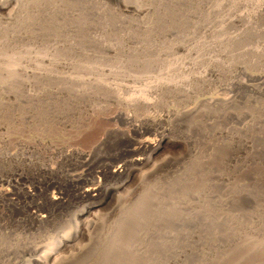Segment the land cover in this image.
Returning a JSON list of instances; mask_svg holds the SVG:
<instances>
[{
    "label": "rangeland",
    "instance_id": "1",
    "mask_svg": "<svg viewBox=\"0 0 264 264\" xmlns=\"http://www.w3.org/2000/svg\"><path fill=\"white\" fill-rule=\"evenodd\" d=\"M98 1L102 3H100L101 6L97 9L93 8L94 11L92 9L93 12H91L88 8L80 6L77 0L75 2L64 0V3L63 0H51V2L48 0L40 7L34 8L35 11L32 9L33 13L29 12L30 18L32 17L30 23H23L22 29L18 28L16 32L18 36L15 33H13L14 36L12 33L7 35L6 32L3 33L5 36H0V45H2L0 57L17 59L19 67L25 68L24 70L28 73L35 70L36 64L40 62H36L37 60L46 58V63H40L43 69L40 71L44 72L43 74L51 75L52 72L53 76L56 75V78L55 76L36 78L39 84L34 77L22 74L26 71L21 69L19 76L21 74L22 76L17 82L0 83V264H36V246L44 245L43 250L47 249L45 246L49 245L51 240L57 241L75 231L79 222L88 225L90 222L92 228L90 225L87 226L89 232H92L90 236L88 232V236L78 238V241L76 240L66 249L67 252H64L66 258L73 259L67 264L71 262L72 264L74 262H79L78 264H264V66L252 65L255 64L256 59L261 60L262 56L264 59V55L258 58L252 55H245L246 58L237 55L245 49L264 47V9L261 6L257 7L260 3L256 0L254 2L253 0H123L127 1L126 3L134 1L135 4L142 6L143 13L137 14L135 10L133 12L123 8L122 1ZM237 1L241 3L244 1L245 4L242 3L241 6V3H238L232 5L233 8L227 6L228 2ZM218 3H221L222 7ZM215 4L221 9L219 8L212 16L209 12L214 11L212 9ZM228 8L230 12L232 11L231 15L243 12L245 15L258 16L257 30H247L244 35H250L241 37V39L245 37L240 41H243L242 44L231 46L230 54H227L228 43H225L223 39L228 38L227 35L230 33V35L244 33L246 23L244 25L238 23L230 29L228 26H225L226 29L219 28L221 21L223 26L228 25ZM42 10H46V13ZM40 12L44 13L41 15ZM201 13L208 18L202 20ZM6 15L0 13V20H6L8 18ZM144 15H147L146 18ZM47 16L51 21L47 20ZM66 17L69 18L66 19ZM74 17L76 19H73ZM4 20L0 22L6 25ZM196 20L199 21L197 26ZM212 29L220 30L221 35H215V39V36L207 32ZM221 29L226 32L223 34ZM199 30L203 31L199 33ZM41 32L42 34H39ZM193 35L196 37L193 38ZM6 36L10 38L12 36V38L6 40ZM195 39H200L201 43L194 45L198 41ZM203 43L207 46L204 47L207 54L202 50L204 53L202 54L206 57L207 55L212 57L213 54L212 58H221L224 62L231 63L233 61L231 58L237 56V60L238 58L240 60L235 59L234 64L237 62V65L244 67L247 73L261 77L260 80L247 82L250 85L253 84L252 86L257 90H234L237 101L234 105L228 106V115L226 114L225 118L219 116V107L212 109L210 113L212 118H207L210 117L207 115L184 116L179 121L172 118L176 111L184 112L186 108L191 110L190 107L194 109L197 107L195 104L199 105V102L204 99L234 95L228 86L229 83L234 79L238 80L240 76V80H246L241 69L234 65L230 69L231 72L228 70V73L220 78L222 82L216 79L204 87L203 84L196 83L193 86L194 94L188 97L183 96L184 99L182 96L170 93L164 97L163 101L166 100L163 102L164 105L147 112L132 111L134 109L128 108L127 110L131 114L135 113L136 116L138 112L139 116L144 114L150 117L156 116L152 117L158 122L152 133L156 134L157 140L164 141L161 153L145 164L134 162L137 158L134 155L136 147L133 141L131 143L129 139L120 135L121 132L109 137L106 144L100 145L95 150L92 149L103 130L117 127L119 131L126 132L131 127L129 124L115 122V120L105 122L103 119L112 113L115 105L106 99L108 94L103 95L105 92L97 88L95 90L94 87H90L91 93L88 92L87 98L79 96L77 90L86 87L80 79L95 81L97 78L96 81L101 79L107 80L106 83L112 82L119 86L117 87L119 90L122 88L120 95L124 98L139 95L145 85L152 84L162 76L163 78L168 74L172 76L174 72H177L179 76L172 78L179 81L191 73L190 68L192 74H199V71L203 73L205 70L207 72V67L204 65L199 67L200 69L197 68L198 70L188 66L190 60L196 57V52H199L201 44L203 47ZM114 47L117 48L114 49L116 54L113 51ZM236 47L239 51H235ZM224 53L228 55L229 60L223 57ZM198 54L200 53H197V56ZM119 61L122 62L120 69L116 66L119 65ZM169 62L174 63L175 68L172 67L173 69L171 68L172 70L168 72L166 65ZM69 64L73 65L72 69ZM261 64H264V60ZM128 65L132 67L128 68ZM49 66L52 67L51 72H48L51 68ZM104 70L107 73H104ZM126 70L133 75V80L126 78L125 81L124 75L117 76L118 71L128 73ZM259 70L261 72H254ZM76 71L77 74H75ZM78 73L81 74L78 76ZM134 74L138 75L137 79ZM62 75L65 80H68L65 81ZM69 77H75L73 79L81 81L78 82L79 87L77 82L70 84L72 81H69ZM56 80L59 81L57 84H55ZM63 82L77 90L69 89ZM36 84H39V87L35 86ZM81 84H83L82 87ZM62 85L67 86V89L61 87ZM10 88H15L17 91ZM19 88L25 90L21 91ZM56 90L60 91L59 94L55 92ZM13 92L21 96L20 99ZM37 92L40 95L38 98ZM95 93L98 98L100 97L99 99L94 97ZM4 94L9 95V98ZM89 94H92L93 98ZM30 95L32 100L29 98ZM145 96L151 99L159 97L154 92H148ZM16 98L18 101L15 100ZM95 98L97 100L94 101ZM82 107L84 110L81 109ZM214 112L217 113L218 119L212 116V114L215 116ZM130 136L135 138L131 133ZM78 149L82 151L80 155H66ZM145 156L147 157L148 154L143 155ZM124 163L123 173L119 176L109 173L106 176L99 175L104 169L110 171L113 166H122ZM220 177L227 179L222 178V180ZM99 178L102 187L100 191L95 192L92 197L82 199L78 197V193L83 192L87 185L95 184ZM219 182L222 183L221 186ZM28 191H31L32 195H29ZM58 191L62 193L60 196ZM217 194L220 196L217 197ZM49 195L64 197L63 204L59 206V204L51 203L48 199ZM192 200L197 202L193 201L194 204ZM182 203L185 205L180 206ZM188 206L192 208H187ZM167 212L174 214L167 215ZM31 213L44 215L45 219L33 220ZM82 250L87 252H84L87 255L82 253Z\"/></svg>",
    "mask_w": 264,
    "mask_h": 264
},
{
    "label": "bare ground",
    "instance_id": "2",
    "mask_svg": "<svg viewBox=\"0 0 264 264\" xmlns=\"http://www.w3.org/2000/svg\"><path fill=\"white\" fill-rule=\"evenodd\" d=\"M48 0H0V13H5V14H7L8 15V18L6 19V20H4V19H1V20H4L5 21V23H6V25L4 24L3 25V22L1 23L0 22V36L1 35H4L3 33L4 32H6V34L8 33H12V35H13V33H15V35H17L18 36V34H16V32H18V28L20 29L21 28V26L23 25V23H30V19L32 18H30V13L29 12H31V13H33L36 9H34V8H37V7H40V5H42L43 3L45 4L46 2H47ZM56 1V0H55ZM60 1V0H59ZM62 1V0H61ZM70 1V0H69ZM78 2H79V5L80 6H83V7H85V8H88L89 10H91V12H93L94 11V9H97V7H100L101 5H100V3L101 2H99L98 0H77ZM119 1H122L121 3L123 4V8H125V9H128V10H133V12H134V10L135 11H137V14L139 13V14H141V13H143V7L141 8L140 7V5H137V4H135V2L133 1L132 3H126L127 1H129V0H127L126 2H124L123 0H119ZM218 1V0H217ZM239 1V0H238ZM230 2V3H232V4H230L229 2H228V7L229 8H233V6L232 5H236V4H238V3H241V2ZM50 2H51V0H50ZM74 2H75V0H74ZM74 2L72 3V4H74ZM200 2V1H199ZM210 2H212V1H210ZM253 2H254V0H253ZM256 2H259L260 4H258V6L257 7H262V9H264V0H256ZM57 3H58V1H57ZM63 3H64V0H63ZM62 3V4H63ZM165 3V2H164ZM163 3V4H164ZM242 3H244V1L242 2ZM242 3H241V6H242ZM252 3V2H251ZM53 4V3H52ZM54 4H56V2L54 3ZM59 4V3H58ZM76 4V3H75ZM102 4V3H101ZM134 4V5H133ZM199 4V3H198ZM217 4V3H216ZM214 5V9H212V11L213 12H209L211 15L212 14H214L215 15V13H217V11H218V9L220 8V6H221V3L219 4V5ZM223 4V3H222ZM245 4V3H244ZM47 5V4H46ZM49 5V4H48ZM70 5H71V2H70ZM77 5H78V3H77ZM143 5V4H142ZM161 5V4H160ZM165 5V4H164ZM201 5V4H200ZM206 5V4H205ZM245 6H247V5H245ZM42 7V6H41ZM52 7V6H51ZM59 7H62V6H59ZM151 7V6H150ZM197 7V6H196ZM203 7V6H202ZM210 7V6H209ZM222 7V6H221ZM31 8V9H30ZM57 8H58V5H57ZM63 8H65V7H63ZM94 8V9H93ZM102 8V7H101ZM146 8V7H145ZM166 8V7H165ZM170 8V7H169ZM229 8H228V25H222V23H223V21H221V25L219 26V28L221 27L222 29H223V27L225 28V26L227 27L228 26V29H230V28H233V26L234 25H236V24H238V23H242L243 25L245 24V27H244V33H239V34H236V35H234L233 33H232V35H230V34H228L227 36H228V38H226V39H223V36H221V38L225 41V43H228V49H227V54H230L229 53V51L232 49H229L231 46L233 47V45L235 44H242V42H240L241 40H243L245 37H247L248 35H250V34H248L247 36H245L244 34H246V32H247V30H253L254 31V29H256L257 30V25H256V23L258 22H256V20H258V16L257 15H245V13H239V14H234L233 13V15H231L230 13L232 12H230L229 11ZM34 11H33V10ZM92 9H93V11H92ZM209 9V8H208ZM217 9V10H216ZM221 9V8H220ZM238 9V8H237ZM237 9H236V11H237ZM258 9V8H257ZM256 9V10H257ZM261 9V8H260ZM63 10V9H62ZM202 10H203V8H202ZM259 10V9H258ZM258 10H257V12H258ZM42 11H44V10H42ZM46 11V10H45ZM44 11V12H45ZM88 11V10H87ZM86 11V12H87ZM96 11V10H95ZM127 11V10H126ZM173 11V10H172ZM204 11V10H203ZM263 11V10H262ZM43 12V13H44ZM53 12V11H52ZM61 12V11H60ZM66 12V11H65ZM105 12V11H104ZM153 12V11H152ZM163 12H165V11H163ZM194 12V11H193ZM238 12V11H237ZM236 12V13H237ZM249 12V11H248ZM42 12H40V14H41ZM42 13V14H43ZM46 13V12H45ZM151 13V12H150ZM158 13V12H157ZM173 13V12H172ZM198 13V11L196 10V14ZM204 13H206L205 11H204ZM208 13V12H207ZM262 13V12H261ZM36 14H38V13H36ZM40 14H39V16H40ZM41 14V15H42ZM62 14H64L65 15V13H62ZM105 14V13H104ZM136 14V13H135ZM144 14H146V13H144ZM162 14V13H161ZM6 15V16H7ZM45 15V14H44ZM68 15V14H67ZM79 15V14H78ZM97 15V14H96ZM149 15V14H148ZM152 15V14H151ZM151 15H149V16H151ZM190 15V14H189ZM258 15H260V14H258ZM35 16V15H34ZM38 16V17H39ZM66 16V15H65ZM102 16V15H101ZM145 16V15H144ZM147 16V15H146ZM146 16H145V18H146ZM159 16V15H158ZM164 16H165V14H164ZM194 16H195V13H194ZM197 16V15H196ZM200 16V15H199ZM213 16V15H212ZM212 16H211V18H212ZM217 16V15H216ZM257 16V17H256ZM44 17V16H43ZM54 17H56V16H54ZM98 17H99V15H98ZM162 17H163V15H162ZM201 19L202 20H204V19H206V18H208L207 17V15L206 16H203V13H201ZM260 17V16H259ZM33 18H35V17H33ZM47 18V20H49V21H51L50 19H48V16L46 17ZM69 17H66V19H68ZM71 18V17H70ZM81 19H82V17H80ZM79 18V19H80ZM148 18V17H147ZM159 18V17H158ZM189 18H190V16H189ZM192 18V17H191ZM217 18V17H216ZM64 19V18H63ZM73 19H76L75 17L73 18ZM219 19H221V17H219ZM0 20V21H1ZM35 20H37V19H35ZM43 20V19H42ZM45 20V19H44ZM43 20V21H44ZM106 20V19H105ZM104 20V21H105ZM156 20H157V18H156ZM198 20H200V18L198 19ZM215 20V19H214ZM7 21V22H6ZM31 21H33V20H31ZM38 21V20H37ZM36 21V22H37ZM40 21V20H39ZM53 21H55V20H53ZM57 21V20H56ZM82 21V20H81ZM208 21V20H207ZM217 21V20H216ZM215 21V22H216ZM219 21V20H218ZM33 22H35V21H33ZM44 22H46V21H44ZM83 22V21H82ZM87 22V21H86ZM193 23H194V21H192ZM191 22V23H192ZM199 22V21H198ZM198 22H197V20H196V26H197V24H198ZM209 22V21H208ZM208 22H206L208 25L210 24V23H208ZM214 22V21H213ZM225 22V21H224ZM38 23V22H37ZM60 22H58V24H59ZM101 23V22H100ZM156 23V22H155ZM32 24V23H31ZM49 23H47V25H48ZM64 24H66V23H64ZM85 24V23H84ZM99 24V23H98ZM102 24V23H101ZM215 24V23H214ZM218 24V23H217ZM217 24H215V25H217ZM226 24V23H225ZM36 25V24H35ZM39 25V24H38ZM50 25V24H49ZM48 25V26H49ZM52 25H54V24H52ZM60 25V24H59ZM103 25V24H102ZM157 25V24H156ZM199 25V24H198ZM210 25H212V24H210ZM30 26V25H29ZM42 26V25H41ZM41 26H39L40 28H41ZM47 26V27H48ZM51 26V25H50ZM83 26V25H82ZM207 26V25H206ZM242 26V25H241ZM23 27V26H22ZM26 27H27V25H26ZM26 27H25V29H26ZM36 27H38V26H36ZM38 27V28H39ZM71 27V26H70ZM69 27V28H70ZM85 27V26H84ZM201 27V26H200ZM209 27V26H208ZM34 28V27H33ZM43 29H44V27H42ZM52 28H54V27H52ZM68 28V29H69ZM72 28V27H71ZM78 28V27H77ZM207 28V27H206ZM205 28V29H206ZM241 28V27H240ZM22 29V28H21ZM24 29V28H23ZM29 29H30V27H29ZM28 29V30H29ZM42 29V30H43ZM192 29H194V28H192ZM201 29V28H200ZM222 29H221V31H222ZM226 29V28H225ZM31 30H32V26H31ZM36 30V29H35ZM204 30V29H203ZM203 30H199V33H201V31H203ZM30 31V30H29ZM28 31V32H29ZM33 31V30H32ZM36 31H39V30H36ZM36 31H34V33L36 32ZM70 31V30H69ZM197 31V30H196ZM206 31V30H205ZM241 31H242V29H241ZM46 32H47V30H46ZM66 32V31H65ZM64 32V33H65ZM111 32V31H110ZM207 32H210L211 33V35L212 36H220L221 35V33H220V30H215V29H212V30H207ZM223 32H226L225 30L224 31H222V33ZM239 32V31H238ZM237 32V33H238ZM24 33H25V31H24ZM183 33V32H182ZM205 33V32H204ZM249 33V32H248ZM259 32H257V34H258ZM7 34V35H8ZM23 34V33H22ZM29 34V33H28ZM27 34V35H28ZM30 34H32L31 32H30ZM39 34H42V32L41 33H39ZM39 34H36L37 36L39 35ZM53 34V33H52ZM55 34V33H54ZM60 34V33H59ZM190 34V33H189ZM224 34V33H223ZM260 34V33H259ZM188 35V34H187ZM191 35V34H190ZM208 35V34H207ZM211 35H210V37H211ZM245 36L243 39H241V37L242 36ZM5 36V35H4ZM14 36V35H13ZM17 36H15V37H17ZM21 35H19V37H20ZM23 36V35H22ZM35 36V35H34ZM43 36V35H42ZM62 36V35H61ZM189 36V35H188ZM199 36V35H198ZM216 36H215V39H216ZM258 36V35H257ZM7 37V39L6 40H8V38H10L9 36H6ZM27 37H29V36H27ZM41 37V35L39 36V38ZM52 37V36H51ZM190 37V36H189ZM194 37H196V35L194 36L193 35V38ZM253 37V36H252ZM261 37V36H260ZM11 38H12V36H11ZM10 38V39H11ZM23 38H25V37H23ZM30 38H31V35H30ZM29 38V39H30ZM35 38V37H34ZM73 38V37H72ZM182 38V37H181ZM181 38H180V41H181ZM220 38V37H219ZM13 39H14V37H13ZM12 39V40H13ZM98 39V38H97ZM174 39V38H173ZM176 39V38H175ZM178 39V38H177ZM186 39V38H185ZM211 39H212V37H211ZM214 39V40H215ZM255 39V38H254ZM14 40H16V39H14ZM188 40V39H187ZM190 40V39H189ZM195 40H198V39H195ZM200 40V39H199ZM199 40L197 41V42H195L194 43V45L196 44V43H198L199 42ZM223 40H221V41H223ZM251 40V39H250ZM178 41V40H177ZM179 41V42H180ZM219 41H220V39H219ZM223 41V42H224ZM253 41V40H252ZM1 42V41H0ZM191 42V41H190ZM193 42V41H192ZM218 42V41H217ZM248 43H249V41H247ZM251 42V41H250ZM175 43V42H174ZM199 43H201V42H199ZM205 43V42H204ZM203 43V44H204ZM188 44V43H187ZM206 44V43H205ZM204 44V45H205ZM216 44H219V43H216ZM121 45V44H120ZM136 45V44H135ZM170 45H172V44H170ZM186 45V44H185ZM188 45H191L190 43L188 44ZM187 45V46H188ZM193 45V44H192ZM203 45V47H202V44H201V47H200V49L198 50L199 52H196V57H194V58H192L191 60H190V62H189V64H188V62H187V64H188V66L190 67H193V69L195 68L196 70H198L197 68H199V67H201V66H205V67H207V72H206V70H205V72L203 71V73H201L200 71L198 72L199 74H197V73H193L192 74V71L189 69V72H191L190 74H188V75H186V78H183V80H179L178 81V79H176V80H174L172 77H175V76H179V74L177 73V72H174L175 74H178V75H175V74H173V72H172V74L174 75H172V76H170V74H168V76H165L164 78H163V76L160 78V79H157V81H154L152 84H147V85H145V87L143 88V90H142V92L140 91V93L141 94H139V95H131V96H127V97H125L124 98V96L122 97L121 95H120V90H122V88L119 90V88H117V87H119L118 85H116V84H113L112 82H110V83H106V81L107 80H97L96 81V79H95V81L94 80H88V81H83V79L84 78H82V79H80L82 82H83V84H85L86 85V87L84 86V87H82V85L83 84H81V87L82 88H79V90H77V88H73V87H69L66 83H64L65 85H67L68 87H69V89H71V90H77V94L79 95V96H88V92L89 93H91V91H90V87H94V89L96 90V88L97 89H99V90H101V91H103V95H105V94H108V97L106 98V99H108V101H110V103H113L114 105H115V108L113 109V111H112V113L111 114H109V115H105L106 117H105V119H103L105 122H111V121H114L115 120V122L117 121V122H119V123H125V124H129L130 125V127H131V129L129 130V131H126V132H122V131H119V129H117V127L116 128H111V129H105V130H103V132H101L100 133V135H99V137L97 138V140H96V142L94 143V145H93V147H92V149L93 150H95V149H97L98 147H100V145H102V144H106V142L108 141L107 139H109V137H111V136H113V135H116L117 133H122V134H120V135H122V136H124V137H126L127 139H129L130 141H131V143H132V141H133V145H135V149H134V155L135 156H137V158H135L134 159V162H136V164L138 163V164H145V163H147V162H149L150 160H151V158H154L155 156H157V155H159L160 153H161V150H162V145H163V143H164V141H160V140H157V138H156V134H154V133H152L153 131V128L157 125V120H155L154 118L156 117H154V116H152V117H154V118H152V117H150L149 115H146V114H144V115H140L139 116V112H138V116H136V115H134V114H131L127 109L129 108H132V109H134V110H132V111H135V110H140V111H145V112H147V111H149V110H151V109H155V107H159V106H161V105H164L163 104V102H166V100H164L163 101V99H164V97H166L168 94H172V93H174L176 96H190V95H192V94H194V85L197 83V85L198 84H203V87H204V85H208V83L210 82V83H212V81L213 80H219L222 76H224V74H226V73H228V70H229V72H231L230 71V69L232 68V67H234V65H236V67L237 68H240L241 69V73L244 75V77H246L245 79L246 80H240V77H239V79L238 80H233V81H231L230 83H229V88H230V90L234 93V95H231V96H225V97H221V96H219V97H212V98H209V99H204V100H202V101H198L200 104L199 105H196L195 104V106H197L196 108H194V109H192L191 107H190V109L191 110H189V109H185V110H183L184 112H175V113H173V116H172V118H174V120H176V121H179L180 120V118L182 117H184V116H194V115H197V116H199V115H207V116H210V117H207V118H212L211 117V112H212V109L213 108H217V107H219V116L220 117H224L225 118V116L227 117V115H228V106H230V105H234L235 103H236V101H237V94L235 93V91L234 90H239V89H249V90H251V91H256L257 90V88H255L254 86H252L253 84H252V82L254 81V80H257V79H261V77L259 78L258 76H255V75H253V74H249V73H247L246 72V70H245V68L244 67H241V66H238L237 64V62H236V64H234L233 63V61H235V59L237 60V56H233V58H231L233 61L231 62V63H226V62H224L221 58H212L214 55L212 54V57H208V55H207V57H206V55H203L204 53L203 52H205V49H204V47H207L206 45L204 46ZM227 45V44H226ZM235 45H234V47H235ZM0 46H2V45H0ZM69 46V45H68ZM141 46V45H140ZM180 46H182V44L180 45ZM210 46V45H209ZM212 46H213V44H212ZM241 46V45H240ZM127 47V46H126ZM191 48H192V46H190ZM193 47H195V46H193ZM238 47V46H237ZM237 47L235 48V51H239V49L238 50H236L237 49ZM254 47V46H253ZM110 48V47H109ZM145 48V47H144ZM173 48V47H172ZM179 48H182V47H179ZM184 48H186V47H184ZM187 48H189V46L187 47ZM197 48V47H196ZM203 48V49H202ZM217 48H219V47H217ZM221 48V47H220ZM239 48V47H238ZM111 49V48H110ZM109 49V50H110ZM114 49H117V48H113V51H114ZM125 49V48H124ZM130 49V48H129ZM207 49V48H206ZM223 49H226V48H224L223 47ZM1 50V49H0ZM112 50V49H111ZM202 50H204L203 52H202ZM234 50V49H233ZM61 51V50H60ZM59 51V52H60ZM116 51V50H115ZM115 51H114V53H115ZM164 51V50H163ZM189 51V50H188ZM214 51V50H213ZM221 51H223L222 50V48H221ZM62 52V51H61ZM129 52V51H128ZM183 52V51H182ZM186 52V51H185ZM184 52V53H185ZM192 52V51H191ZM195 52H194V54H195ZM210 52V51H209ZM217 51H215V53H216ZM224 52V51H223ZM63 53V52H62ZM135 53V52H134ZM181 53V52H180ZM197 53H200V54H198V56H197ZM203 53V54H202ZM206 53V52H205ZM212 53H214V52H212ZM221 53V52H220ZM116 54V53H115ZM132 54V53H131ZM167 54V53H166ZM188 54H190L189 52H188ZM187 54V55H188ZM192 54V53H191ZM190 54V55H191ZM207 54V53H206ZM225 54V53H224ZM227 54H225V55H223V57L224 58H226V59H228L229 60V58H228V55ZM234 54V53H233ZM128 55V54H127ZM147 55V54H146ZM185 55V54H184ZM235 55V54H234ZM237 55H238V57H242V56H244L245 58H246V56L245 55H252V57L253 56H255V58H258V57H261L262 55H264V47L263 48H261L260 46L258 47V46H256V47H254V48H249V49H245V50H243L242 52H239V53H237ZM133 57H134V54L132 55ZM205 56V57H204ZM139 57V56H138ZM243 57V58H244ZM9 58V57H8ZM147 58V57H146ZM156 58V57H155ZM248 58V57H247ZM262 59L261 60H259V59H256L257 61L255 62V64H252L253 66H255V65H258V66H264V64H261L262 63V60H264L263 59V56L261 57ZM30 59V58H29ZM37 59V58H36ZM40 59V58H39ZM45 59L46 58H41L40 60H37L36 62H38V61H40L39 63H37L36 64V68L33 66V68H35V70L33 69V71H31V72H27L26 70H24L23 68H20L19 67V61H16L17 59H15L14 58V60L12 59V57L10 58V59H6V57L5 58H3V57H0V83H7V82H17L18 81V78L19 77H21L22 76V74H25L27 77H34L35 79L36 78H38V77H41V79L43 78V76L44 77H48V76H50V78H52V77H54V78H56V75H52V72H51V70L50 69H52V67L51 66H53L52 64H51V66H49V67H51V68H49L48 69V72L50 71L51 72V75H50V73H49V75L47 74V73H45V74H43L42 73V71H40V70H43V69H41V66H40V63L42 64V63H46L45 62ZM56 58H54V60H55ZM144 59V58H143ZM165 59V58H164ZM183 59V58H182ZM230 59V60H231ZM33 60V59H32ZM32 60H30V61H32ZM129 60H131V59H129ZM173 60V59H172ZM185 60V59H184ZM240 59L238 58V60L237 61H239ZM104 61V60H103ZM142 61V60H141ZM155 61V60H154ZM159 61H161V60H159ZM158 61V62H159ZM241 61H243V59L241 60ZM253 61H255V59L253 60ZM18 62V63H17ZM34 62V61H33ZM33 62H30V63H33ZM35 62V63H36ZM108 62V61H107ZM107 62H106V64H107ZM120 62V61H119ZM127 62V61H126ZM131 62H132V60H131ZM22 63V62H21ZM29 63V64H30ZM49 63V62H48ZM53 63H56V62H54L53 61ZM112 63V62H111ZM139 63V62H138ZM148 63V62H147ZM164 63H166V62H164ZM240 63V65H242L241 64V62H239ZM50 64V63H49ZM121 64H122V62H120L119 63V65H116V66H119V69H120V67H121ZM132 63H130V65H131ZM149 64V63H148ZM153 64H155V63H153ZM174 63H168L166 66L168 67V72L169 71H171L173 68H175L174 67V65H173ZM24 65V64H23ZM28 65V64H27ZM31 65V64H30ZM143 65V64H142ZM156 65V64H155ZM176 65V64H175ZM246 65V64H245ZM244 65V66H245ZM43 66V65H42ZM69 66L71 67V69H72V66L69 64ZM111 66H113V65H111ZM123 66V65H122ZM132 66H134L133 64H132ZM131 66V67H132ZM161 66V65H160ZM165 66V65H164ZM187 66V67H188ZM32 67V66H31ZM30 67V68H31ZM46 67H47V65H46ZM74 67H76V68H78L77 66H74ZM88 67V66H87ZM97 67V66H96ZM130 66L128 65V68H129ZM130 67V68H131ZM138 67V66H137ZM173 67V68H172ZM176 67H178L177 65H176ZM186 67V68H187ZM188 67V68H189ZM204 67V68H205ZM26 68H28V67H26ZM48 68V67H47ZM54 68V67H53ZM67 68V67H66ZM80 68V67H79ZM91 68V67H90ZM122 68H124L125 69V67H122ZM172 68V69H171ZM236 68V69H237ZM248 68V67H247ZM253 68V67H252ZM259 68V67H258ZM261 68V67H260ZM259 68V69H260ZM24 70V71H26L25 73H22L21 74V76H19L20 75V73L21 72H19L20 70ZM74 69V68H73ZM92 69V68H91ZM118 69V70H119ZM143 69H144V67H143ZM151 69H152V67H151ZM171 69V70H170ZM200 69V68H199ZM236 69H234V70H236ZM79 70H81V69H79ZM78 70V71H79ZM97 70H98V67H97ZM112 70V69H111ZM115 70V69H114ZM122 70V69H121ZM179 70V69H178ZM181 70H183V69H181ZM195 70V71H196ZM202 70V69H201ZM247 70H249V68L247 69ZM250 70H251V67H250ZM254 70V69H253ZM23 71V72H24ZM29 71V70H28ZM92 72H93V70H91ZM96 71V70H95ZM99 72H100V70H98ZM105 72L104 73H107L106 72V70H104ZM113 71V70H112ZM112 71H110V73H113ZM126 71H128V70H126ZM126 71H124V72H126ZM186 71H188V70H186ZM185 71V72H186ZM74 72V71H73ZM87 72V71H86ZM115 72H116V70H115ZM120 71H118L117 72V76L118 75H124L125 76V78H124V80L126 81V78H127V80H133V75H130L129 73V71H128V73H123V71L122 72H120ZM135 72V71H134ZM144 72V71H143ZM166 73H167V70L165 71ZM253 72V71H252ZM254 72H261V70H259V71H254ZM82 73V72H81ZM80 73V74H81ZM163 73H164V70H163ZM162 73V74H163ZM182 74H183V72H181ZM262 73H263V71H262ZM53 74H54V72H53ZM57 74V73H56ZM71 74H74V73H71ZM75 74H77V71H76V73ZM79 73H78V76L80 75ZM83 74V73H82ZM88 74H89V76H90V73L88 72ZM101 74V73H100ZM99 74V75H100ZM115 74V73H114ZM113 74V75H114ZM132 74V73H131ZM138 74V73H137ZM184 74H186V73H184ZM194 74H197V75H194ZM231 74V73H230ZM229 74V75H230ZM25 75H23V76H25ZM58 76H59V74H57ZM85 75V74H84ZM87 75V74H86ZM97 75H98V73H97ZM104 75V74H103ZM107 75V74H106ZM161 75V73L158 75V77ZM228 75V74H227ZM228 75V76H229ZM242 75V76H243ZM264 75V74H263ZM67 76H69V74L67 75ZM66 76V77H67ZM102 76V75H101ZM105 76V75H104ZM110 76H111V74H110ZM117 76H115L114 75V77H117ZM136 75L134 74V77H135ZM138 76V75H137ZM137 76L135 77L136 79H137ZM231 76V75H230ZM261 76V75H260ZM62 77H63V75H62ZM76 77V76H75ZM75 77H69L70 79H69V81L71 82L70 84H73V83H78V82H81V81H79V80H77V79H73V78H75ZM81 77V76H80ZM86 77V76H85ZM92 77V76H91ZM96 77H98V76H96ZM140 77V76H139ZM142 77V76H141ZM145 77V76H144ZM181 77V76H180ZM225 77H226V75H225ZM224 77V80L226 79ZM59 78V77H58ZM57 78V80H59L60 81V79H58ZM64 78V80H65V77H63ZM99 78V77H98ZM102 78H103V76H102ZM112 78V77H111ZM123 78V77H122ZM150 78V77H149ZM223 78V77H222ZM21 80L22 79H24V78H20ZM49 78H47V80H48ZM20 80V81H21ZM46 80V79H45ZM47 80L45 81L46 82V85L48 86V84H47ZM51 80V79H50ZM55 80V79H54ZM56 80V81H57ZM66 80H68V79H66ZM65 80V81H66ZM87 80V79H86ZM138 80H139V78H138ZM155 80V79H154ZM221 80V79H220ZM223 80V81H224ZM36 81H38L37 79H36ZM52 81H53V79H52ZM59 81H57V82H55V84H57ZM63 81V80H62ZM62 81H61V83H62ZM143 81V80H142ZM153 81V80H152ZM227 81V80H226ZM249 81H252L251 82V84L252 85H250V84H248L247 82H249ZM11 82V83H12ZM39 82V81H38ZM44 82V81H43ZM48 82H50V81H48ZM121 82H123V81H121ZM140 83H141V81H139ZM146 82H147V80H146ZM216 82V81H215ZM218 82V81H217ZM220 82H222V80L220 81ZM257 82V81H256ZM67 83H68V81H67ZM137 83V82H136ZM144 83V82H143ZM149 83V82H148ZM226 83V82H225ZM8 84V83H7ZM10 84V83H9ZM13 84V83H12ZM39 84H40V82H39ZM39 84H36L35 86H38L39 87ZM43 84V83H42ZM52 84V83H51ZM53 84H54V82H53ZM54 84V85H55ZM69 84V83H68ZM120 84V83H119ZM228 84V83H227ZM261 84V83H260ZM4 85V84H3ZM11 85V84H10ZM27 85V84H26ZM26 85H23V86H25V88H27L26 87ZM44 85V84H43ZM61 85V84H60ZM59 85V86H60ZM65 85H62L61 87H64ZM259 85V84H258ZM22 86V87H23ZM29 86V85H28ZM66 86V87H67ZM72 86V85H71ZM73 86H75V85H73ZM222 86V85H221ZM21 87V86H20ZM21 87V88H22ZM54 87V86H53ZM58 87V86H57ZM66 87H64V88H66ZM78 87H79V83H78ZM142 87V86H141ZM140 87V88H141ZM202 87V86H201ZM207 87V86H206ZM225 87V86H224ZM223 87V88H224ZM256 87H258V86H256ZM16 88V87H15ZM15 88H10L11 90L12 89H15ZM41 88V87H40ZM58 88H60V87H58ZM57 88V89H58ZM64 88H62V89H64ZM227 88V87H226ZM262 88V87H261ZM3 89V88H2ZM1 89V90H2ZM20 89V88H19ZM32 89V88H31ZM46 89V88H45ZM54 89V88H53ZM55 89H56V87H55ZM67 89V88H66ZM65 89V90H66ZM68 89V90H69ZM16 90V89H15ZM21 90V89H20ZM23 90H25V89H23ZM23 90H21V91H23ZM40 90V89H39ZM65 90H64V92H65ZM91 90H93V89H91ZM200 90H201V88H200ZM226 90V89H225ZM262 90V89H261ZM17 91V90H16ZM28 91H29V88H28ZM28 91L26 90V93H28ZM38 91V90H37ZM130 91V90H129ZM132 91H134V89L132 90ZM135 91H136V89H135ZM18 92H20V91H18ZM30 92V91H29ZM55 92H57V90L55 91ZM60 92V91H59ZM59 92H57V94H59ZM62 92V91H61ZM63 92V93H64ZM67 92V91H66ZM70 92H72V91H70ZM93 93L95 92V91H92ZM148 92H154L155 94H157L159 97L158 98H155V99H151V97L150 98H148L147 96H145ZM12 93V92H11ZM25 93V94H26ZM69 93V92H68ZM67 93V94H68ZM74 93V92H73ZM97 93H98V90H97ZM133 93V92H132ZM139 93V92H138ZM259 93H260V91H259ZM8 94H10V93H8ZM13 94H15L14 92H13ZM23 94V93H22ZM31 95H32V93H30ZM34 94V93H33ZM39 93L37 92V94L36 95H38ZM72 94V93H71ZM76 94V93H75ZM96 94V93H95ZM94 94V97L96 96L97 97V94L95 95ZM264 94V93H263ZM4 95H6L7 96V94H4ZM16 95V97L18 96L17 94H15ZM20 95V94H19ZM27 95H29V93L27 94ZM31 95H30V99H31ZM62 95V94H61ZM64 95H66V94H64ZM73 95V94H72ZM89 95H91L90 97H92L93 98V95L92 94H89ZM149 95V94H148ZM9 96V95H8ZM7 96V97H8ZM12 96V95H11ZM26 96V95H25ZM33 96V95H32ZM35 96V95H34ZM87 96H86V98H87ZM100 96L101 97H103L102 95H101V93H100ZM19 97V96H18ZM21 97V96H20ZM20 97H19V99H20ZM36 97V96H35ZM38 97H40V95H38L37 96V98ZM155 97H156V95H155ZM170 97H171V99H172V96L170 95ZM5 98V97H4ZM9 98V97H8ZM11 98V97H10ZM28 98V97H27ZM81 98V97H80ZM98 98V97H97ZM100 98V97H99ZM98 98V99H99ZM174 98V97H173ZM6 99V98H5ZM18 98H16L15 100H17ZM34 99V98H33ZM105 99V100H106ZM180 99V98H179ZM178 99V100H179ZM183 99H184V97H183ZM8 100V99H7ZM32 100V99H31ZM81 100H82V98H81ZM95 100H97L96 98L94 99V101ZM101 100V99H100ZM12 101V100H11ZM18 101V100H17ZM93 100H91V102H92ZM174 101V100H173ZM5 102V101H4ZM3 102V103H4ZM89 102V101H88ZM104 102V101H103ZM178 102V101H177ZM197 101H195V103H196ZM1 103V102H0ZM90 103V102H89ZM176 102H174V104H175ZM106 104V103H105ZM104 104V105H105ZM108 104H109V102H108ZM173 104V103H172ZM180 104V103H179ZM198 104V103H197ZM103 105V104H102ZM91 106V105H90ZM95 106V105H94ZM108 106V105H107ZM106 106V107H107ZM178 106V105H177ZM109 107H110V104H109ZM166 107H168V106H166ZM220 107H222V108H220ZM89 108V107H88ZM101 108V107H100ZM179 108V107H178ZM80 109V108H79ZM81 109H83V107L81 108ZM176 109V108H175ZM174 109V110H175ZM84 110V109H83ZM87 110V108L85 109V111ZM90 109H88V111H89ZM105 110H107L106 108H105ZM131 110V109H130ZM169 110V109H168ZM100 111V110H99ZM98 111V112H99ZM93 112V111H92ZM109 112V111H108ZM86 113V112H85ZM94 113H95V110H94ZM151 113V112H150ZM214 113H216V112H214ZM148 114V113H147ZM152 114V113H151ZM168 114V113H167ZM210 114V115H209ZM227 114V115H226ZM170 115H168V117H169ZM203 116V117H204ZM212 116L213 117H217V113L215 114V116L212 114ZM159 117V116H158ZM195 117V116H194ZM171 118V119H172ZM197 118V117H196ZM219 117H217V119H218ZM89 119H90V117H89ZM160 119H162V117L160 118ZM167 119V118H166ZM190 119V118H189ZM214 119V118H213ZM158 121H159V119H158ZM162 122V121H161ZM160 123V122H159ZM169 123H170V121H169ZM108 124V123H107ZM117 126V125H116ZM127 126V125H126ZM159 126V125H158ZM74 127V126H73ZM128 128V127H127ZM120 130H122V129H120ZM76 131V130H75ZM99 132V131H98ZM221 132V131H220ZM92 133V132H91ZM130 133H131V135H133V136H135V138L134 137H131L130 136ZM92 136V135H91ZM83 141V140H82ZM22 143V142H21ZM29 145V144H28ZM77 149V148H76ZM91 149V150H92ZM129 149V148H128ZM2 151V150H1ZM65 151V150H64ZM68 152H70V151H68ZM45 153V152H44ZM67 153V152H66ZM82 153V151H79V149L78 150H74V151H72V152H70V154L68 153V154H66V155H68V156H71V155H74V154H76V155H80ZM83 153H85V152H83ZM132 153V152H131ZM89 154V153H88ZM145 154H148V156L145 158V157H143V155H145ZM87 155V154H86ZM7 156V155H6ZM88 156V155H87ZM14 157V156H13ZM8 158V157H7ZM33 165V164H32ZM125 167V163L121 166H118V167H116V166H113V168L112 169H110V171H106L105 169L104 170H102V174L101 173H99V175H105L106 176V174L107 173H109V174H111V175H113V176H119V175H121L122 173H123V168ZM107 170H109L108 168H107ZM52 171V170H51ZM54 173V172H53ZM105 176H104V178H105ZM108 176V175H107ZM218 177L220 176V174L219 175H217ZM221 176H222V174H221ZM101 177V176H100ZM224 177V176H223ZM222 177V178H223ZM221 178V177H220ZM221 178V179H222ZM226 178V177H225ZM225 178H223V179H225ZM93 179V178H92ZM222 179V180H223ZM227 179V178H226ZM96 180V179H95ZM226 181V180H225ZM96 183L94 184H89V186L87 185V187L83 190V192H80V193H78V197L79 198H85V197H92V196H94V193L95 192H98V191H100L101 190V180H100V178H99V181H95ZM220 182H222V181H220ZM219 182V185L221 186L222 185V183H220ZM103 185V184H102ZM218 185V184H217ZM228 186V185H227ZM226 186V187H227ZM51 187V186H50ZM54 188V187H53ZM52 189V188H51ZM118 190V189H117ZM206 190V189H205ZM226 192V191H225ZM29 195H32V193H31V191H28L27 192ZM58 193H59V191H58ZM203 193V192H202ZM214 193V192H213ZM217 193V192H216ZM215 193V194H216ZM222 193V192H221ZM220 193V194H221ZM62 193H59L58 195L60 196ZM198 194V193H197ZM211 194V193H210ZM225 194V193H224ZM58 195H53V196H50L49 195V197H48V199H49V201L51 202V203H53V204H55V205H58L59 204V206H60V204H63V202H64V197H59ZM196 195V194H195ZM218 195V194H217ZM1 196V195H0ZM200 196H201V194H200ZM200 196H198V197H200ZM220 195H218L217 197H219ZM213 197H215V196H213ZM185 198V197H184ZM205 199V198H204ZM207 199V198H206ZM209 199V198H208ZM214 198H212V200H213ZM217 199V198H216ZM185 200V199H184ZM198 200V199H197ZM144 201H145V199H144ZM194 200H192V203H194L193 202ZM203 201V200H202ZM206 200H204V202H205ZM197 202V201H196ZM206 202H208V201H206ZM211 202V201H210ZM179 203H181V202H179ZM220 203V202H219ZM223 203H225V202H223ZM189 204H191V203H189ZM195 204V203H194ZM170 205V204H169ZM174 205V204H173ZM181 205H183V203L182 204H180V206ZM185 205V204H184ZM183 205V206H184ZM192 205V204H191ZM200 205H202V204H200ZM208 205V204H207ZM223 205V204H222ZM192 206H194V205H192ZM173 207V206H172ZM190 206H188L187 208H189ZM198 207H200V208H202L201 206H198ZM190 208H192V207H190ZM204 208V207H203ZM173 209V208H172ZM175 209H176V206H175ZM175 209H174V211H175ZM179 209V208H178ZM199 209V208H198ZM197 209V210H198ZM189 210V209H188ZM194 210H195V212H197L196 211V209L194 208ZM204 210V209H203ZM205 210H207V209H205ZM165 211V210H164ZM173 211V210H172ZM173 211V212H174ZM201 212H202V210H200ZM200 211H198L199 213H200ZM180 212V211H179ZM183 212V211H182ZM170 214H174V213H171V212H169ZM168 212H167V215L169 214ZM181 213V212H180ZM207 213H209V212H207ZM211 213V212H210ZM163 214V213H162ZM191 214V213H190ZM198 214V213H197ZM206 214V213H205ZM214 214V213H213ZM28 215H30V214H28ZM180 215V214H179ZM183 215V214H182ZM200 215H202V213L200 214ZM199 215V216H200ZM210 215V214H209ZM174 217L173 215H170V217ZM181 216V215H180ZM204 216V215H203ZM206 216V215H205ZM208 216V215H207ZM212 216V215H211ZM228 216V215H227ZM170 217H167L168 219H170ZM177 217V216H176ZM184 217H186V216H184ZM209 217V216H208ZM31 218L33 219V220H38V221H43L44 219H45V216L44 215H41V214H36V213H31ZM84 218H86V217H84ZM165 218V217H164ZM187 218V217H186ZM185 218V219H186ZM193 218H196V217H193ZM211 218V217H210ZM209 218V219H210ZM223 218V217H222ZM226 218V217H225ZM203 219H205V218H203ZM227 219V218H226ZM175 220V219H174ZM183 220V219H182ZM194 220V219H193ZM201 220V219H200ZM222 220V219H221ZM225 220V219H224ZM83 221V220H82ZM190 221H191V219H190ZM206 221V220H205ZM84 222V221H83ZM86 222H89V221H86ZM122 223V222H121ZM214 223H216V222H214ZM91 223L89 222V225H90ZM219 224V223H218ZM223 224V223H222ZM222 224H220V225H222ZM88 224L86 223V224H84V223H82V222H79V225H78V228H76V230L75 231H73V232H71L70 233V235L69 236H66V237H63V238H61V239H59V240H54V241H52L51 240V243L49 244V245H47V246H45L47 249H45V250H43V247H44V245H43V247H42V245H38V246H36V248H35V255L37 256L36 257V260H35V263L36 264H67V263H70V262H68V261H72V260H69L68 258H66V256L64 255V252L66 251V249L67 248H69L71 245H73L74 243H75V241L78 239V238H80V237H84L85 235H87L88 234V232H89V228H88V226H87ZM92 225V224H91ZM90 225V226H91ZM204 226V225H203ZM207 226V225H206ZM210 226H212V225H210ZM217 226V225H216ZM227 226V225H226ZM226 226H224V227H226ZM208 227V226H207ZM91 228H92V226H91ZM228 230V229H227ZM92 232V231H91ZM91 232H89V236H90V233ZM87 235V236H88ZM95 236V235H94ZM174 237V236H173ZM176 238V237H175ZM94 239V238H93ZM78 241V240H77ZM77 243V245H78V242H76ZM80 244V243H79ZM88 248V247H87ZM71 249V248H70ZM89 250V249H88ZM67 252V251H66ZM85 252V251H84ZM83 252V250H82V253H84ZM63 253V254H62ZM85 253H87V252H85ZM84 253V254H85ZM254 253V252H253ZM262 253V252H261ZM83 254V255H84ZM176 254V253H175ZM85 255H87V254H85ZM183 255V254H182ZM79 257H80V255H79ZM85 257V256H84ZM179 258L181 259V257L179 256ZM172 259V258H171ZM176 259H177V257H176ZM180 259H178V260H180ZM253 260V259H252ZM176 261V260H175ZM74 262V261H73ZM107 262V261H106ZM169 262H170V260H169ZM79 262H74V264H78ZM71 264H72V262H71ZM164 264V263H163ZM250 264V263H249Z\"/></svg>",
    "mask_w": 264,
    "mask_h": 264
}]
</instances>
